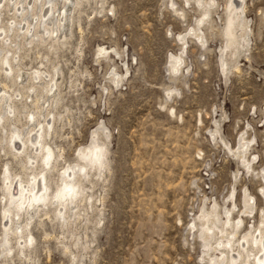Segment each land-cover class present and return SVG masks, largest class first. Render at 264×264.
Masks as SVG:
<instances>
[{
    "label": "rangeland",
    "instance_id": "1",
    "mask_svg": "<svg viewBox=\"0 0 264 264\" xmlns=\"http://www.w3.org/2000/svg\"><path fill=\"white\" fill-rule=\"evenodd\" d=\"M78 1L66 3V38L54 42L55 49L51 40L30 45V37L11 33L20 45L12 49L19 51L13 64L23 81L11 95L16 89L25 95L21 88L37 71L58 73L60 83V95L47 103L40 86L37 94L31 91L41 104L31 105L35 117L28 126L23 114L15 126L37 130L50 105L55 121L48 143L60 156L57 170L47 174L50 198L62 187L66 168L85 164L81 149L98 142L107 162L89 170L82 180L86 196L67 207L64 219L51 204L34 214L25 255L14 236L11 256L0 243V264H208L200 238L203 208L244 216L240 236L264 214V0H233L245 9L249 34L248 44L239 39L229 49L223 27L230 0H203L202 7L195 0ZM11 8L2 11L7 26ZM179 56L185 63L176 74L170 61ZM0 81L11 85L2 74ZM18 99L22 111L27 99ZM243 136L250 142L251 172L240 160ZM8 152L0 144V240L7 224L5 166L22 172L20 159ZM245 191L255 200L253 216L244 213ZM19 213L21 223L25 215Z\"/></svg>",
    "mask_w": 264,
    "mask_h": 264
},
{
    "label": "bare ground",
    "instance_id": "2",
    "mask_svg": "<svg viewBox=\"0 0 264 264\" xmlns=\"http://www.w3.org/2000/svg\"><path fill=\"white\" fill-rule=\"evenodd\" d=\"M59 1L60 0H0V75L2 74L8 80L11 79V85H8L4 81H0V87H2V90H0V130L2 133L0 144L2 150L5 151V149L8 148V153L13 159H20L22 165V172L19 174L14 173L11 169V165L7 163L3 173V201L6 203L3 210V220L7 221V224H4V234L0 243L3 254L6 255V257L11 256L15 251L14 246H12L11 236H14V240L19 246L20 254H26V248L29 244L33 243V238L27 235V231L30 227L29 225L33 222L34 214H39L41 207L48 206V204L56 205L54 212L64 219L66 214L68 215L66 211L67 207L70 208V206L75 205L78 197L84 198L86 196L82 180L89 178V170H102L107 162L106 150H104V146L100 145V143L93 142L91 146L81 149L78 156L85 164L66 168L63 171L65 177L62 180V187L58 189L59 192L54 198H50L48 195L50 192V180L48 181L47 174L48 172L57 170L58 158L60 157L55 155L54 149L51 147V144L48 143V138L52 134L55 121V115L48 109L50 105H48L47 109L45 108L46 111L44 114L40 112L41 116L44 118V123L37 121L39 126L37 130L35 127H29L27 132H23L19 127H16L17 125L15 126L20 114L25 116L27 120L25 124L28 126L29 122L35 117V112H32L33 110H31V107H37L42 98L45 103H47L49 100L59 96L60 94H56L55 91L59 90L58 93H60V83L56 81L55 77L58 73L52 75L48 71L44 73L37 71L33 74L34 76L31 77L30 85L22 86L21 89H23L24 92L25 89L28 91L25 95L22 94V92L20 93L18 89L11 95V89H14V87L18 88V86L23 83L22 81L21 84H19V78H22L20 73L21 69H19L18 66H14L17 64H13L16 60V54H19V51L14 52L12 49L20 45L13 41L11 33L17 36L21 35L24 40H28V37H30V45L38 40L40 44L47 43L51 40L52 43L49 44L50 48H54V42L63 43L61 39L66 38V34L61 31L62 28L65 27V23L68 21L70 15H68L69 12L66 9V3L71 4L72 0H61L63 2L62 9L64 11L58 9L60 4ZM186 1L188 2L189 0ZM195 1L201 7L204 5L203 0ZM240 1L242 3L244 2V0ZM75 4L78 6L80 2L76 0ZM4 8H11L10 11H13V13H11L13 16L9 19L11 23L10 26L4 25L5 23L3 24L2 11ZM244 13V8L240 5H235L234 1L230 0L227 7L225 25L223 27L226 38L225 49L235 47L239 39H243V41L248 44L249 25ZM206 16H208V13ZM41 29H43L42 32L40 31ZM192 33L195 34L197 31L195 32L194 30ZM196 36H198V34H196ZM14 37L16 38V36ZM198 38L204 43V38L201 34ZM179 40L186 44V37L181 36ZM14 44L15 46H13ZM100 52L108 54V51L104 48H100ZM236 54V52H233L234 56ZM17 57H21L22 59V56L17 55ZM170 63L172 65V72L178 74V72H181V67L185 61L183 56H179L172 57ZM38 80L41 81V85L36 83ZM37 87L41 89L39 90L41 91L40 96L38 94L35 99H32L33 97L31 96L33 94L30 96L29 93L31 91L36 93L38 91ZM50 94H53V96L49 99L48 97ZM26 95L27 98H25ZM20 96H22V98L24 97L25 100L27 99L26 102L23 101L25 103H23L22 111L19 110L17 106L20 104L18 103L20 101L18 99ZM37 96L41 98L39 99ZM28 99H31V101L29 100L30 102H28ZM43 106L44 104H42V108ZM34 107L33 109H35ZM38 108H41V106ZM242 141L243 144L240 148L242 150V152H240L242 156L240 160H242L244 167L251 172L253 171V162L250 159L247 160V155L250 152V142L246 141L244 136L241 142ZM19 145H21L20 148ZM40 157L42 158V165L37 167V161ZM262 193L264 195V188L262 189ZM234 197L235 195L233 194L232 199H234ZM254 201V198L245 191V215H254L256 210ZM218 207L219 206H217V208ZM233 208L236 209L235 204ZM19 210L23 211L25 215V220L21 223L22 216ZM234 212L235 211L232 209H226L222 215L216 209L207 211L203 208L200 215V220L202 221L200 238L206 249L204 259L207 258L208 264H264V214L260 217V222L256 227L252 226L250 230L248 229V232L240 236V230L245 225V219L244 216L241 215L235 219L233 217ZM48 214V212H45V215ZM16 220L19 221V224H17L16 227H11L10 224H15ZM192 228H195V224ZM212 252H214V254Z\"/></svg>",
    "mask_w": 264,
    "mask_h": 264
}]
</instances>
